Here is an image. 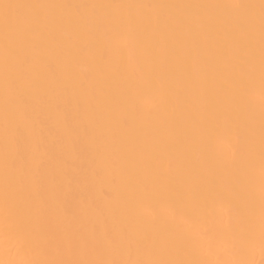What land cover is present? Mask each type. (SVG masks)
Listing matches in <instances>:
<instances>
[{"label":"bare ground","instance_id":"obj_1","mask_svg":"<svg viewBox=\"0 0 264 264\" xmlns=\"http://www.w3.org/2000/svg\"><path fill=\"white\" fill-rule=\"evenodd\" d=\"M0 264H264V0H0Z\"/></svg>","mask_w":264,"mask_h":264}]
</instances>
